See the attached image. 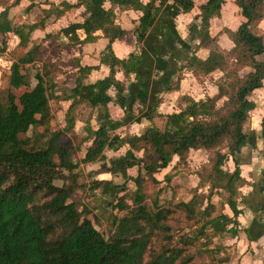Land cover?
Wrapping results in <instances>:
<instances>
[{"label": "trees", "instance_id": "1", "mask_svg": "<svg viewBox=\"0 0 264 264\" xmlns=\"http://www.w3.org/2000/svg\"><path fill=\"white\" fill-rule=\"evenodd\" d=\"M75 1L73 5L66 2L51 4L50 9L42 10L43 17L36 23H15L10 18V10L4 9L0 13V53L7 50L8 34L19 38V47H28L35 30L45 26L50 18H60L69 9L78 7L85 8V20L61 29L54 36L63 35L68 45H75L81 42V34L85 35L82 42H91L100 32L108 39L107 50L111 51L112 43L125 33L116 23L115 7L121 11H140L142 16L134 32L142 34L148 31L161 0L147 3L142 0ZM172 1L185 14L196 5V0ZM225 1L205 0L200 5V47L208 48L210 55L206 60L193 56L183 67L197 76L222 72L223 76L217 82L218 94L199 102L184 97L188 105L182 114L161 115L152 111L148 119L151 122L154 118L164 119L165 127L153 124L140 136L127 139L110 136L107 124L97 130L88 127L84 142L90 145L80 161L74 154L82 148L63 143L64 133L75 128L77 104L86 102L94 108H106L112 100L111 88L120 93L125 91V84L116 78L117 72L122 70L127 78L137 73L141 57L131 54L123 60L114 58L106 78L82 85L72 96H67L66 100L73 101L65 114L63 130L55 126L51 105L60 98L56 95L57 84L47 72L43 76L38 74L37 84L31 87L28 75L23 73L25 66L36 61L42 45L34 44L22 58L12 63L7 98L0 101V264L191 263L193 257L188 252L215 220L212 218L216 210L212 203L213 182L223 173L226 159L235 157L246 145L244 126L255 108L250 96L263 86L264 81V39L256 27L259 20L264 19V0H235L246 21L236 31L224 30L234 43L230 51L222 50L217 38L209 32L210 21L221 16ZM106 3L111 5L110 8L105 7ZM179 82L180 79L175 89ZM224 98L226 100L219 107L218 102ZM182 115H189L192 120L180 124ZM174 120L177 121L175 126L172 125ZM123 145L130 148L126 153L125 168L118 170L103 165L102 169L110 173L121 172L126 179L129 168L138 166L139 173L132 179L133 193H127L124 186L120 191L123 194L117 195L113 208L119 215H115L112 230L103 234L95 227L98 216L92 219V210L73 198L79 191L85 198L89 191L102 184L100 181H92L88 186L83 184L82 165L104 160L107 148ZM221 148L226 151L222 152ZM201 149L210 152V162L199 172L201 181L198 188L191 191L189 200L167 207L161 204L163 189L146 194L147 184L153 189L158 188L160 183L155 174L167 168L174 155L179 157L178 165H187L190 151ZM139 152L142 156L137 155ZM166 180L170 181V177ZM209 182L208 193L199 192ZM244 184L236 169L225 198L234 217L221 216L227 224L239 225V188ZM177 212L184 214L187 222L199 225L195 238L185 234L175 241L170 220ZM216 231L223 230L218 228Z\"/></svg>", "mask_w": 264, "mask_h": 264}, {"label": "crops", "instance_id": "2", "mask_svg": "<svg viewBox=\"0 0 264 264\" xmlns=\"http://www.w3.org/2000/svg\"><path fill=\"white\" fill-rule=\"evenodd\" d=\"M142 1L147 3L149 0ZM63 2L71 5L76 3L75 0H16L17 5L13 2L6 5L0 0V13L8 8L10 18L15 23L16 21L36 23L43 17L42 10L50 9L51 4L59 5ZM204 2L205 0H196L194 9L185 14L172 0H161L158 2V10L151 20L148 31L142 34L134 32L142 13L135 10L121 11L115 7L116 23L125 30V33L112 43L111 51L107 50L108 39L100 32L95 34L96 39L91 42H82L85 35L81 34V42L75 45H68V40L63 35L54 36L71 24L82 23L87 17L84 7L71 8L60 18L52 17L45 26L33 32L30 44L40 45L44 40L40 51L44 48L56 51V55L48 60L55 69L56 66L59 67L55 72L57 73L56 95L60 97L56 103L59 107H64L65 114L73 101L65 98L72 96L82 85L94 84L106 78L114 58L123 60L131 54L141 57L137 73H132L127 78L122 70L117 72L116 78L125 84V91L120 93L115 88H111L109 95L112 100L106 108H94L86 102L77 104L89 111V120L86 119L82 123L86 137L87 127L97 130L104 124H107L110 136H119L122 139L140 136L153 127L152 123L159 119L154 118L152 122L148 119L152 111L161 115L180 114L188 105L183 100L184 97L199 102L218 94L217 82L223 76L222 72L197 76L192 70L183 69L193 56L206 60L210 55L208 48L200 47L202 20L198 15L199 7ZM110 6L109 3L105 4L106 8ZM245 21L235 0H226L222 6L221 16L210 21V35L217 38L222 50L230 51L234 43L224 30L236 31ZM256 27L264 39V19L259 20ZM15 38L19 45V38L17 36ZM81 68H89V70L83 71ZM179 79V87L175 89ZM58 81L62 83L59 84ZM225 100V98L220 100L218 106H222ZM250 100L255 104V108L250 112L244 126L247 143L240 153L235 157L229 156L224 162L223 173L213 182L212 203L216 204L215 198H226L227 187L238 169L245 184L239 188L240 215L237 218L239 225L229 224L235 225L232 233L234 240L231 244L237 247L238 264H264V81L263 86L252 93ZM189 118L192 120L190 116ZM75 121L83 122L80 119ZM89 145V142H84L82 157ZM129 149L128 145L107 148L104 152V160L82 165L83 184L88 186L92 181L102 183L98 189L86 194L89 198L88 203L94 202L101 208L108 204L113 205L117 195L123 194L120 191L124 186L133 188L132 192L135 190L132 179L138 176V166L127 170V179L121 172L110 173L102 169L103 165L112 169H124L126 153ZM225 151L226 149L222 152ZM137 155L142 156V152ZM210 157V152L206 150H191L187 165H178L179 157L174 155L169 166L155 174V178L160 183L158 188L163 189L162 194L170 193L169 198L176 202L189 200L191 194L186 199L182 197L188 196L189 191L198 188L201 181L199 172L209 164ZM191 165L197 166L190 170ZM183 167H187V174L183 173ZM185 175L191 176L192 180L182 181L181 176ZM168 176L170 181L166 180ZM210 187L209 182L203 185L199 192L208 193ZM126 191L129 193L128 190ZM162 203L165 202L161 201ZM223 213L229 218L234 217L232 210L225 203ZM101 215L100 211L98 217L100 218ZM114 219L113 217L112 221Z\"/></svg>", "mask_w": 264, "mask_h": 264}, {"label": "rangeland", "instance_id": "3", "mask_svg": "<svg viewBox=\"0 0 264 264\" xmlns=\"http://www.w3.org/2000/svg\"><path fill=\"white\" fill-rule=\"evenodd\" d=\"M16 0H3V2L7 5L8 3L10 4L11 2L15 3ZM169 1V0H168ZM19 3V2H18ZM18 3H15L16 5ZM20 4V3H19ZM14 5V4H13ZM39 6V4L37 5ZM21 17V16H20ZM21 19V18H20ZM18 21H16L17 23ZM44 41V40H43ZM41 42V45L43 47V43ZM7 50L5 53H0V101H5L7 98L8 90H9V78L8 75L10 73V67L13 62L18 61L20 58H22L27 51H29L33 45L29 44L28 47H19L18 46V40H16L15 35L10 33L7 35ZM42 47L40 49H42ZM56 55L55 50H50L49 48H44V50L40 51L36 55V61L33 64H28L23 68V73H26L28 75V79L31 83V87L35 86L37 84V75H44L45 73H49L50 77L54 80L57 78V68L56 69L49 64L48 59H52V56ZM44 68V69H43ZM43 69V70H42ZM52 74V75H51ZM62 80L64 78H61ZM59 84L60 81H58ZM205 85V84H203ZM52 105V110L55 118V126L57 129H65L66 126V121H65V113H64V107L61 106L59 107L56 101L51 102ZM74 117L76 116V119H80L83 122H78L75 124V128L72 132H66L64 133V139L63 143L66 145H73L75 147H81L83 149V144L84 140L86 138V135L84 134V129L83 128L84 121L87 119L89 120L88 117V112L85 107L83 106H77L75 111H74ZM183 113V112H182ZM180 113V114H182ZM190 121V118L188 115H182L181 121L179 122L180 124H186ZM175 122L173 121L172 125L175 126ZM165 120H159L157 119L155 122L152 124H156L159 128L165 127ZM88 128V127H87ZM82 149L74 154V158L77 159V161H80L82 159ZM221 151L224 150V148L220 149ZM197 165H191L190 170L195 168ZM184 168V167H183ZM86 173V171H85ZM184 174H187V167L184 168L183 171ZM87 174V173H86ZM89 175V174H88ZM182 181L187 179L189 181L192 180L191 176H181ZM58 185L62 184L61 182H57ZM131 187L126 188V190L129 191V194L133 193ZM156 189H153V186L150 184H147L146 187V194L151 195L155 194ZM160 190V189H159ZM82 192L80 191L79 193L74 195L73 200L82 203L83 205L89 207L92 210V215L90 216L92 219H94V216H98L100 214V211L102 212V215L100 218L98 217V221L95 223V227L98 231H100L103 234L108 233L109 231L112 230L113 228V217L115 218V215H119L116 213L114 208H112V204H108L105 207H100L96 206L94 202L88 203L87 202V197L83 198V195L81 194ZM191 194V191H189V195H184L182 198H188ZM90 197V196H89ZM170 193L169 195L167 193H163L161 195V201L165 202L162 204H165V206H174L178 202L175 200H171L170 198ZM181 198V199H182ZM216 200V210L215 213L212 215V218H215L212 226L208 227L206 230L205 234L203 237L199 238L196 240V244L191 250L188 252L189 255L191 256V263L190 264H238V257L239 253L237 250V247L233 246L231 244L234 240V235L232 234L235 225H229L227 224V220H225L222 215H225L223 213L224 210V201L225 198L221 197L215 198ZM113 201V200H112ZM150 202V200H148ZM182 201V200H180ZM179 201V202H180ZM131 203V201H129ZM80 208H82L80 206ZM106 218V221L104 219ZM204 222V221H203ZM170 224L173 227V235L175 236V241H179L180 237L182 235H189L191 238H195L198 234V227L199 225L195 224V222H187L185 219L184 214L177 212L175 215H172ZM193 225V226H190ZM222 229L223 231L217 232V229ZM216 229V230H215ZM224 259H227L226 262L220 263L219 261H222Z\"/></svg>", "mask_w": 264, "mask_h": 264}]
</instances>
